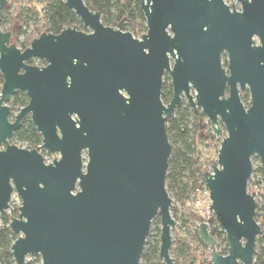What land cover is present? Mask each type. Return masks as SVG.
I'll return each mask as SVG.
<instances>
[{
  "label": "water",
  "instance_id": "1",
  "mask_svg": "<svg viewBox=\"0 0 264 264\" xmlns=\"http://www.w3.org/2000/svg\"><path fill=\"white\" fill-rule=\"evenodd\" d=\"M8 1L0 0V10ZM58 1L90 33L42 34L21 51L10 44L12 33L0 31V215L16 193L21 206L9 224L14 264L29 256L41 264H139L156 218L159 258L176 264L166 121L182 96L216 137L220 124L226 131L204 181L227 255L214 251L206 224L195 236L210 251L209 264H253L261 229L247 187L253 158L264 174V0H238L241 14L229 13L223 0H141V39L124 23L105 26L83 0ZM34 59L46 66L29 65ZM165 74L172 88L167 105ZM17 93L28 104L11 120ZM25 117L41 136L38 150L11 143ZM41 150L59 159L46 164Z\"/></svg>",
  "mask_w": 264,
  "mask_h": 264
},
{
  "label": "trees",
  "instance_id": "2",
  "mask_svg": "<svg viewBox=\"0 0 264 264\" xmlns=\"http://www.w3.org/2000/svg\"><path fill=\"white\" fill-rule=\"evenodd\" d=\"M83 1L91 11L100 14L101 22L105 26L117 28L124 21L127 24V31L134 37H140L146 33L143 14L140 10V0ZM14 5L15 9L7 4L0 10V27H5L2 32L15 33L11 45L16 46L21 51L26 50L34 39L44 33L59 35L67 28H75L78 31L84 30L79 18L72 11L66 9L61 1L37 0L35 3L23 4L20 0ZM15 24L20 25V27H15ZM2 84L3 77L0 74V91ZM171 98V85L164 84L161 101L167 105ZM245 98H248L247 94H245ZM27 104L28 98L24 93L14 95L9 102L11 118ZM191 120H193V124L190 123ZM205 120L201 113L194 114L190 112L189 108L181 107L166 121L167 137L172 147L166 177V189L171 199L176 197L178 200H183L185 196L195 190L198 176L201 181H204V175L208 172L202 163L204 160L202 149L204 142L214 143L215 135L211 126L204 124ZM11 143L20 145L26 150H38L42 145L41 136L31 124L29 117L22 120L21 127L13 134ZM215 152L217 155L218 149ZM255 173L259 174L264 182V174L261 168H257ZM256 209L255 221L260 225V208L257 206ZM7 212L0 215V264H14L10 249L15 237L9 228V224L13 217H16V213L9 215ZM171 212L173 216L176 214V211L172 210ZM154 232L160 235L159 228H155ZM209 234L215 243L221 241L224 245L217 254L227 255L225 234L216 224L213 215L209 223ZM262 243L263 237L257 238L253 264H264V248H260ZM178 244L179 246L173 243L170 249V254L175 263L199 264L200 258H202L201 264L207 263L206 252L208 249L198 242L193 231H188L179 236ZM159 246L160 243L156 241L154 245H149L144 249L140 259L142 264H163L159 258Z\"/></svg>",
  "mask_w": 264,
  "mask_h": 264
},
{
  "label": "rangeland",
  "instance_id": "3",
  "mask_svg": "<svg viewBox=\"0 0 264 264\" xmlns=\"http://www.w3.org/2000/svg\"><path fill=\"white\" fill-rule=\"evenodd\" d=\"M36 1L37 0H21V2H23V4L35 3ZM227 2H228V4H231L230 0ZM8 3H9V6H12V9H15L14 3H17V1L9 0ZM15 25H16L15 27H20V25H18V24H15ZM3 28H5V27H0L1 32H2V30H4ZM111 28H113V27H111ZM12 34H13L12 35V39H13L15 33H12ZM138 39H140V38H138ZM13 44H14V42H13ZM164 84L171 85V80H170L168 74L164 75L163 85ZM245 94L248 95L247 99L245 98ZM240 99H241V102H242L244 108L245 109L249 108L250 99H249L248 92H241L240 93ZM182 108H186V104H184L182 106ZM189 110L191 113H193V111L190 108H189ZM198 111H199V113H201L200 110H198ZM190 123L193 124V120H191ZM204 124H209L207 119L204 121ZM219 129L221 130V136L215 137L214 143L208 144V142H204V144H203L202 152L204 154V160L202 161V163H203L205 169L208 170L207 173L212 172V167L217 161V155H216L215 150L216 149L219 150L221 141L226 136V131H225L222 124H220ZM16 146L18 148L24 149L20 145H16ZM39 153L43 156L46 164H51L53 162V160L59 159L58 154H50V153H47L46 151H43V150L39 151ZM252 167H253V171H252L251 178L248 181L247 191L249 194H252V195L255 194L256 208H257V206L260 208V212H259L260 213V215H259L260 225L259 224L258 225L260 226L261 233L258 236V238L263 237V243L260 245V248H264V182L262 181L259 174L255 173L256 169L260 168V162L257 158L252 159ZM199 186L201 187L202 185H201L200 177L198 176V180L195 184V188L199 187ZM166 191H167V189H166ZM192 197H193V192H190L187 196H185V198H183V200H178L176 197L174 199H172V205L170 208V213H171L172 219L175 221V228L171 232L172 244L175 243L176 245L179 246L178 237L182 236L184 233H186L188 231H192L201 222L197 218L198 213L196 211H194V208L191 205ZM20 206H21V202L19 200V197L16 195V193H13L12 198H11V202L9 203V209L7 210L8 211L7 213H9V215H13L14 213H16V217H13V219L17 218L18 214H19L18 210H19ZM172 210L176 211V214H174V216L172 215V212H171ZM256 212H257V209H256ZM0 226H1V220H0ZM160 227L161 226H160L159 219L158 218L154 219L153 223L151 225L149 235L146 239L144 249H146V247L149 245L150 246L154 245L156 243V241L160 242L159 241L160 235H158L157 233L154 232L155 228L160 229ZM223 247H224V245L221 243V241H218L215 243L214 251L216 253H218L219 250L223 249ZM170 256L173 259L171 254H170ZM206 258H208L207 263L204 262V264H209V262H210V251L209 250H208V252H206ZM38 259H39V261H38ZM201 263H202V258L199 259V264H201ZM26 264H41V259L39 256H29L26 259ZM139 264H142V262L140 261ZM176 264H178V263H176Z\"/></svg>",
  "mask_w": 264,
  "mask_h": 264
},
{
  "label": "flooded vegetation",
  "instance_id": "4",
  "mask_svg": "<svg viewBox=\"0 0 264 264\" xmlns=\"http://www.w3.org/2000/svg\"><path fill=\"white\" fill-rule=\"evenodd\" d=\"M227 1H229V0H223V4L226 6V7H228V11H229V13H238V14H241L242 13V3L241 2H239L238 0H230L231 1V4H228V2ZM140 10H141V0H140ZM142 12V11H141ZM143 14V13H142ZM143 18H144V15H143ZM121 23H124V31L125 32H128L127 31V24L123 21V22H121ZM120 23V24H121ZM144 23H145V26H146V21H145V19H144ZM119 24V25H120ZM119 27V26H118ZM117 27V28H118ZM81 32H84V33H90V31H87L86 29H84L83 31H81ZM129 33V32H128ZM44 34H47V33H44ZM131 34V33H130ZM145 34V33H144ZM144 34H142L140 37H134L132 34V36L135 38V39H138V38H140L141 39V37L144 35ZM56 36V35H55ZM11 40H12V37H11ZM11 40H10V44H11ZM253 41L255 42V45L254 46H259V41L256 39V38H253ZM228 53L226 52V51H224L223 53H222V55H221V64H222V67L225 69V70H227L228 69ZM29 65H31V66H35V67H38V68H43V67H45L46 66V63L44 62V61H42V60H38V59H34V60H32V61H30L29 63H28ZM191 91H193V90H191ZM244 92H248V91H244ZM191 93V92H190ZM241 93V92H240ZM249 94V93H248ZM184 104H186V108L188 107V108H190L191 109V107L189 106V104H188V102H187V100H186V98L184 97V96H182V103H181V106L179 107V108H181ZM179 108H177V109H179ZM176 109V110H177ZM175 110V111H176ZM192 110V109H191ZM193 111V110H192ZM193 113L194 114H198L199 113V111H197L196 113L193 111ZM17 114V113H16ZM16 114H14V116L16 115ZM202 114V113H201ZM11 118V117H10ZM14 119V117H12L11 118V120H13ZM29 120H30V118H29ZM30 122H31V120H30ZM32 124V123H31ZM216 137V136H215ZM44 151V150H43ZM48 153V152H47ZM208 231H209V229H208Z\"/></svg>",
  "mask_w": 264,
  "mask_h": 264
},
{
  "label": "built area",
  "instance_id": "5",
  "mask_svg": "<svg viewBox=\"0 0 264 264\" xmlns=\"http://www.w3.org/2000/svg\"><path fill=\"white\" fill-rule=\"evenodd\" d=\"M201 185H202L201 187L200 186L196 187L195 190L193 191L191 205L194 208V211L198 213L197 218L201 221L199 225L201 223H204L208 226L209 229V223L211 221V216H212V213L209 210L210 207L209 190L205 184V181H201ZM198 226H196V228ZM196 228L192 230L194 233Z\"/></svg>",
  "mask_w": 264,
  "mask_h": 264
}]
</instances>
